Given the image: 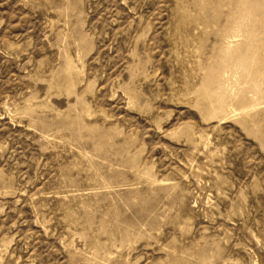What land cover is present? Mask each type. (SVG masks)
Instances as JSON below:
<instances>
[{
  "label": "rangeland",
  "instance_id": "rangeland-1",
  "mask_svg": "<svg viewBox=\"0 0 264 264\" xmlns=\"http://www.w3.org/2000/svg\"><path fill=\"white\" fill-rule=\"evenodd\" d=\"M0 264H264V0H0Z\"/></svg>",
  "mask_w": 264,
  "mask_h": 264
}]
</instances>
